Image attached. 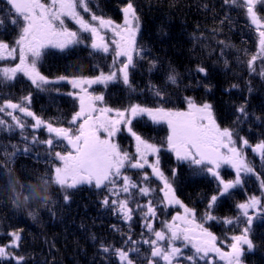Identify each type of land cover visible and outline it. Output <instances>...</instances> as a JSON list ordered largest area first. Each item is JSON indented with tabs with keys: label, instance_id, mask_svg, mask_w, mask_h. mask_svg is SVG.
<instances>
[{
	"label": "snow or ice",
	"instance_id": "obj_1",
	"mask_svg": "<svg viewBox=\"0 0 264 264\" xmlns=\"http://www.w3.org/2000/svg\"><path fill=\"white\" fill-rule=\"evenodd\" d=\"M5 3L8 10L0 17V31H7L11 27L18 29V35L11 44L0 40V62H18L11 65L0 63V85L10 83L22 75L30 82L33 91L60 94L56 85L67 83L73 91L66 95L78 100L79 108L68 121L58 118L45 120L31 110L32 92H29L19 102L9 99L0 105V114H6L10 118L5 119L0 115V130L11 132L19 129L26 141L23 149L25 153L31 152L32 148L45 149L44 158L50 163L47 165V172L39 177L45 191L49 184H54L61 191L65 204L71 199L70 192L83 185L106 191L108 195L101 201L105 209L127 223L129 231L134 215L139 214L143 229L151 234L140 241L133 240L128 235L124 239L126 247L115 248L101 243L99 251L105 255L111 253L118 264H137L132 259V253L139 255V245L147 244L150 248L148 264H160L161 260L163 264H179L180 261H186L187 264H200L201 261L203 264H218L214 258L216 256L225 264H243L246 250H254L253 240L250 238L254 218L264 217V176L256 172L244 148L250 147L254 154L258 153L261 164L264 165V140L251 146L246 138L238 136L233 129L222 127L215 118L213 106L207 102L197 104L193 98L187 97V107L184 110L164 107L169 102L168 97L155 85L149 88L155 106L141 103H130L122 109L100 106L104 104V95L93 94L89 88L93 85L107 87L109 84L120 83L130 94L134 93L136 88L130 75L137 70L138 63L151 55L150 50L138 45L140 18L131 0L123 8L122 24L92 12L89 7L91 0H5ZM223 3L232 10L242 12L258 33V52L246 62L248 70L256 72L257 59L264 65V15L258 10V5L264 8V0H223ZM84 14H90V19H85ZM229 19L230 17H225V21ZM225 21H221V24ZM69 22L76 26L75 30L68 27ZM107 31L112 34L111 40L106 39L103 34ZM85 34L90 39V44L87 43ZM194 39L201 40L203 37L197 36ZM217 43L221 45L222 56L225 49L233 47L224 41ZM80 45L88 47L90 55H111L109 71L105 73L96 65L99 72L96 76L56 78H50L40 71L39 65L49 50L56 49L63 53ZM223 62L227 67L229 61L225 59ZM147 63L149 73L158 70L157 59H151ZM196 71L207 76V69L203 66H198ZM259 74L264 77V68H261ZM178 77L179 74L172 68L166 80L175 85ZM236 111L237 123L249 116L245 105H241ZM25 118H31V122ZM141 119L167 125L168 135L161 145L150 143L133 130V121ZM65 123L67 127L63 126ZM29 129L30 139L28 135H24ZM123 129L135 140L134 153L122 149L115 142L114 138ZM40 130H46L47 139L41 140L35 134ZM61 145L66 150L56 151L55 148ZM12 147L16 148L15 145ZM162 151L174 153L179 163H186L196 174H209L217 181L218 194L209 198L207 210L201 217L205 222L218 219L212 212L220 198L227 197L231 190L242 187L246 178L255 176L258 179L261 194L251 195L244 202L238 203L236 208L239 214L222 220V223L230 226L240 223L245 225L239 235L231 236L228 251L218 246L217 236L204 223L197 222L195 210L176 197L172 180L177 172L176 169H171L170 180L161 169ZM14 155L15 152L11 155L5 153L9 162ZM36 156L37 159L40 158L39 152ZM222 166L234 170L233 179L221 176ZM148 169H151L150 173ZM130 170L143 174L139 180H133L125 174ZM153 179L161 182L162 187H151ZM157 193H162V198ZM30 200H41L45 205L53 203L48 197L38 195L37 189L31 185L28 186L24 202ZM139 200L145 202L140 203ZM14 203L20 206L19 192L16 193ZM173 205L183 208V214L177 212L171 221H161L163 228L155 229L158 209ZM30 215L35 218L34 213ZM9 235V243L0 245V260H15L16 264H24L25 258L16 255L14 251L19 247L20 233L12 232ZM189 246L192 254L185 256L184 249Z\"/></svg>",
	"mask_w": 264,
	"mask_h": 264
},
{
	"label": "trees",
	"instance_id": "obj_2",
	"mask_svg": "<svg viewBox=\"0 0 264 264\" xmlns=\"http://www.w3.org/2000/svg\"><path fill=\"white\" fill-rule=\"evenodd\" d=\"M129 0H91L89 7L96 15L110 18L117 24L123 18V8ZM140 18V31L137 42L150 50L151 55L138 63L137 70L130 75L134 93H129L120 83L94 86L97 94L104 95V104L113 109L125 108L130 103H141L155 106L154 97L149 91L151 85L160 87L168 97V103L163 106L173 109H186V98L191 97L197 104L205 102L213 106L217 122L222 127L233 129L238 136L244 137L251 146L264 140V77L259 73L264 65L260 59L255 62L256 72L247 68V60L258 52V33L249 19L239 10L225 6L223 0H131ZM0 17L8 10L5 0H0ZM258 10L264 15V8ZM225 17H230L225 21ZM221 21L225 23L221 24ZM18 35V29L8 28L0 31V40L11 44ZM203 39L195 40L194 37ZM86 41L90 44V39ZM224 41L232 45L221 55V45ZM90 49L84 45L61 53L51 49L39 65L40 71L50 78L59 76L85 75L96 76L99 65L105 73L112 63L111 55H90ZM158 60V70L147 71V61ZM229 61L225 67L224 60ZM18 61H6L9 65ZM198 66L207 69V76L196 71ZM174 68L179 74L178 83L167 82L166 77ZM235 85L236 87H233ZM60 94L55 92L38 93L33 91L26 77L19 75L16 80L0 85V105L5 100L19 102L21 97L32 92L31 110L45 120L58 118L68 121L74 112L78 111L79 101L66 95L72 91L70 84L56 85ZM251 88V91H249ZM245 105L249 116L237 123V108ZM9 119L6 114H0ZM259 118V119H257ZM31 122V118H27ZM63 126L67 127V123ZM133 130L150 143L161 145L166 140L168 129L166 124H153L146 119L133 121ZM36 135L41 140L47 139L46 130H40ZM24 135L31 138V130ZM115 141L121 148L134 153V138L123 129L117 134ZM12 145L16 148L13 149ZM26 146V141L19 129L14 131L0 130V245L8 244L10 233L19 232L21 239L19 247L14 251L23 256L24 264H118L117 259L110 254L99 251L101 243L115 248L126 247L124 239L131 235L133 240H143L150 236L143 229V221L135 214L129 225L109 209H105L101 201L106 191L92 186L83 185L70 192L71 199L65 204L61 191L54 184H49L47 190L39 177L47 172L50 163L45 156L43 147L32 148L25 153L19 148ZM31 147L30 145H28ZM240 146V145H238ZM55 150H59L58 147ZM9 162L5 153L11 155ZM40 158L37 159L36 153ZM248 160L253 162L257 173L264 176V165L259 154H254L251 148H244ZM160 167L172 180L171 169H176V177L172 180L176 197L195 210L198 223H204L218 238V246L228 249L231 236L239 235L245 226L227 225L223 218H234L239 213L236 205L244 202L249 196L261 194L258 179L253 176L246 178L242 187L231 190L230 195L217 201L212 212L218 219L207 221L201 219L207 210L209 198L217 193V181L209 174H196L186 163H179L174 154L169 151L160 153ZM149 173L150 169L147 170ZM126 175L139 180L143 174L130 170ZM220 174L224 179H233L234 170L222 166ZM37 189V194L46 196L53 203L45 205L41 200L24 202L28 195V186ZM151 187L159 189L162 183L153 179ZM20 194V206L14 201L16 193ZM162 198V193H157ZM144 203V200H139ZM183 208L173 205L158 209V217L154 222L157 230L163 228L161 221H171L177 212L183 214ZM30 213L35 214L33 218ZM120 229V231H116ZM95 237V239H94ZM250 238L254 250L247 251L243 264H264V217L254 218ZM178 246L179 245V242ZM140 253H132V259L137 264H148L150 248L141 244ZM246 247V246H245ZM184 249V255L192 251ZM218 264H225L219 259ZM0 264H16L15 260H0ZM163 264V261H160ZM179 264H187L180 261ZM203 264V261L200 262Z\"/></svg>",
	"mask_w": 264,
	"mask_h": 264
},
{
	"label": "rangeland",
	"instance_id": "obj_3",
	"mask_svg": "<svg viewBox=\"0 0 264 264\" xmlns=\"http://www.w3.org/2000/svg\"><path fill=\"white\" fill-rule=\"evenodd\" d=\"M85 15V19H90V14H84ZM124 19V18H123ZM123 23V20L120 22V23H118V24H122ZM68 27H70V28H73V30H75V25L73 24V23H71V22H69L68 23ZM103 34H105V36H106V39H108V40H111L112 39V34H111V32L110 31H107V32H105V33H103ZM85 37H87V34H85ZM90 41V40H89ZM90 43H91V41H90ZM71 86V85H70ZM94 86H96V85H93V86H91V88H89V91H91V92H93V94H96V95H99V94H97L96 92H95V90H94ZM72 88V87H71ZM72 91H73V89H72ZM101 106V105H100ZM182 110H184V109H182ZM17 114H19V113H17ZM25 119H27V118H25ZM168 135V134H167ZM116 138V137H115ZM114 138V139H115ZM116 142V141H115ZM134 142H135V140H134ZM26 146H22L21 148H19L20 149V151H23V149L25 148ZM58 149L59 150H57V151H65L66 149H64L63 148V146L61 145V146H58ZM134 152H135V144H134ZM174 154V153H173ZM175 156V155H174ZM152 159H154V157L152 158ZM150 171H151V169H150ZM229 249H227V250H224V251H228ZM214 258H216V259H219V257L218 256H216V257H214ZM223 263H225L224 261H222Z\"/></svg>",
	"mask_w": 264,
	"mask_h": 264
}]
</instances>
